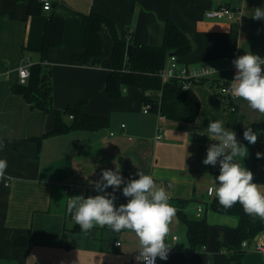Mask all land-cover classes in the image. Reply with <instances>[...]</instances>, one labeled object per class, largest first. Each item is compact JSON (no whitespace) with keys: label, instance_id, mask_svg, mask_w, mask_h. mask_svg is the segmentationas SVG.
I'll return each mask as SVG.
<instances>
[{"label":"crops","instance_id":"obj_1","mask_svg":"<svg viewBox=\"0 0 264 264\" xmlns=\"http://www.w3.org/2000/svg\"><path fill=\"white\" fill-rule=\"evenodd\" d=\"M32 1L34 12L30 10ZM49 1L52 7L45 10L42 0H0V159L7 161L5 176L0 179V264L135 261L139 250L137 236L124 235L125 245L116 248L117 235L106 226H95L102 237L95 257L85 255L73 244L81 228H76L67 213L65 185L82 186L81 191L72 192V197L105 195L111 187L98 192L94 182L100 180L103 170L116 168L125 181L120 188L129 180L138 179V172L152 175L157 186L165 188L180 209L182 206L190 215L205 216L208 220L210 236L205 249L192 252L188 238L183 241L177 234L178 240L169 243L168 258L160 259V264H236L226 262V251L219 249V242L233 240L239 219L206 207L212 197L208 187L219 184L216 177L220 165L219 161L215 166L202 161L209 146L218 143L206 135L208 123L219 120L247 148L248 156L239 162L253 173V183L264 190V156H256L258 152L264 154V114L251 109L246 101L221 92V85L230 86L237 73L233 64L236 58L245 53L264 58V19L252 18L255 8L264 9V0ZM220 5L240 8L242 17L205 16L207 10ZM91 12L112 19L119 36L124 38L128 32L134 44H161L167 19L191 35L193 50L179 56L181 65L220 66L192 87L201 103L195 121L172 120L156 111L145 112L142 92L135 87L126 88L120 99L108 96L106 79L114 49L108 25L103 24L100 29L104 51L97 61L82 63L73 58L85 47L81 15ZM52 13L65 19L64 43L53 47L46 60L52 67L54 106L64 109L85 100L86 113L109 119L103 128L44 137L55 128V115L33 108L22 94L13 91L18 69L26 65L30 75L25 85L45 99L46 92L40 86V49ZM256 124L263 128L262 138L250 144L242 130ZM159 132L163 137L157 141ZM35 138H41L39 144ZM199 206L203 208L201 212ZM175 216L180 220L178 214ZM170 228L176 234L173 226ZM259 239L264 240V233ZM247 250L250 252L244 263L264 264V257L260 261L251 254L258 252L253 245Z\"/></svg>","mask_w":264,"mask_h":264},{"label":"trees","instance_id":"obj_2","mask_svg":"<svg viewBox=\"0 0 264 264\" xmlns=\"http://www.w3.org/2000/svg\"><path fill=\"white\" fill-rule=\"evenodd\" d=\"M34 3L30 10L34 12ZM85 27V47L83 52L74 53L73 58L82 63L96 61L103 55L104 42L100 34L103 24H107L114 40V49L109 62V73L106 79V92L111 99H120L124 90L135 87L141 90L145 104H150L151 111L178 121L193 122L197 119L201 109L200 99L193 89L184 90L177 80L163 81L160 72L166 66L169 55L185 56L193 50L191 35L181 30L171 19L164 22V39L161 44L137 43L126 32V36H119L115 22L98 12L81 15ZM65 19L52 13L48 16L44 34V44L40 49L43 65L40 75V86L45 90V99L38 97L31 88L16 83L13 91L22 94L33 108L52 113L56 117V126L44 135H60L75 130H95L108 125L109 119L104 116L86 113L83 110L85 100L67 105L59 109L53 103L52 67L47 63L48 55L53 47L64 43ZM132 45L128 53V45ZM225 84V83H224ZM72 116V117H71ZM257 132L258 139L262 138V127L258 124L250 125ZM246 127L243 128V133ZM37 144L41 138L34 139ZM184 205V204H183ZM209 209L225 214L235 215L239 223L235 236L231 242H219V249L226 251V262L244 263L245 249L242 244L245 240L253 241L258 235L264 233V219L253 218L247 215L242 205L236 203L231 208H224L219 204L215 194L207 202ZM185 224L187 238L191 251L202 250L207 245L210 229L205 216L196 217L185 212L182 207L178 213ZM80 229L79 225H76Z\"/></svg>","mask_w":264,"mask_h":264},{"label":"clouds","instance_id":"obj_3","mask_svg":"<svg viewBox=\"0 0 264 264\" xmlns=\"http://www.w3.org/2000/svg\"><path fill=\"white\" fill-rule=\"evenodd\" d=\"M253 19H264V9L255 8ZM237 69L230 87L226 89L233 97L246 101L248 106L264 114V58L245 53L233 61ZM208 137L217 141L207 149L205 165L215 166L219 161L220 174L216 177L219 184L214 189L215 197L224 208H231L236 203L242 205L244 212L253 217L264 219V190L253 183V173L241 166L239 160L248 156L245 146L239 144L234 131L225 128L219 121H209ZM243 137L250 144L258 140L257 132L246 127ZM257 158L264 156L256 153ZM7 161L0 159V179L5 176ZM138 179H131L122 192L130 199L119 208L114 206L112 193L84 198L69 197L67 213L85 234L93 227L107 226L120 233L129 230L135 233L139 241V255L136 257L143 264H155L156 258L166 260L170 247L166 238L170 233V224L176 209L169 203L170 196L165 188L157 186L152 175L138 172ZM120 169L103 170L100 180L94 182L95 190L104 192L111 187L113 192L124 184Z\"/></svg>","mask_w":264,"mask_h":264},{"label":"built area","instance_id":"obj_4","mask_svg":"<svg viewBox=\"0 0 264 264\" xmlns=\"http://www.w3.org/2000/svg\"><path fill=\"white\" fill-rule=\"evenodd\" d=\"M42 2H43V7L45 10L51 9L52 4L49 0H42ZM205 16L208 18H211V19H224V18L232 19V18L242 17V10L238 7L234 8V7H231L228 5H220L216 8L207 10L205 12ZM219 67L220 66H216V65H211V66L202 65L200 67L189 68L185 65H181V63L179 61V57L176 54H171V55H169V57L167 59L166 66L161 70L160 75H161V78L163 79V81L167 82V81L177 80L184 90H188V89H191L197 81L205 80L210 75L217 72L219 70ZM29 75H30V71L26 65L19 67L17 83L25 85L27 83V79H28ZM229 87L230 86L228 84H222L221 85V92L228 94L229 92L226 91V89H228ZM150 109H151L150 104H145V109H144L145 112H149ZM232 109L235 110L236 107H233ZM162 137H163L162 134L159 132L156 136V140L157 141L161 140ZM81 188H82V186L78 185V184H66L65 190L68 194L67 200L69 197H72V192L81 191ZM122 189L123 188H119L118 190L113 192V189L109 188L107 191V193H112L115 196L114 206L116 208H119V206L122 204H126L128 202V200L130 199L129 197H125L123 195ZM214 189H215V187H213V186L208 187V194L210 196L214 195ZM169 203L176 209V214H178L179 211L181 210L180 207L177 206L176 204H174L172 202L171 198L169 200ZM198 210H199V212H201L203 210V208L201 206H199ZM69 216L71 217L70 214H69ZM106 228H108V227L106 226ZM108 229L111 230L110 228H108ZM112 232L117 235V238L114 241V245L116 248H122L125 245L124 235H126V234H134L135 235L134 232L129 231V230H122L120 233H116L114 231H112ZM178 238H179L178 235L174 234L170 228V233L166 238V244L169 246L170 241H177ZM251 245H253L257 251L264 253V240H260L259 238H256L253 241L252 240L251 241L245 240L242 244V246L245 249H249ZM205 248H206V246L203 247V249H205ZM138 255H139V250H138ZM126 263L127 264H143V261H138L136 259L135 261L131 260V261H128ZM155 264H160V258L159 257L156 258Z\"/></svg>","mask_w":264,"mask_h":264},{"label":"rangeland","instance_id":"obj_5","mask_svg":"<svg viewBox=\"0 0 264 264\" xmlns=\"http://www.w3.org/2000/svg\"><path fill=\"white\" fill-rule=\"evenodd\" d=\"M170 226L171 227L173 226L175 233L178 234L179 236H181V239L183 241H185L187 239L186 227L180 222V220L178 219L177 216H174ZM95 229L96 228L94 227L90 232H88L86 234L82 231H80L79 233L76 232V234L74 236V240H73V244L76 245V247L84 250V252H85L84 254L91 257V258L95 257V252L97 249H100V244L102 242L101 241L102 237L100 236V233H98L97 230H95ZM130 236H131V238H134L136 235L131 234ZM247 252L249 253L250 250H247L245 255H247ZM251 254H254L255 257H258L260 259V261L263 260L264 254L262 252L259 253V251H258L257 253L255 252V253H251Z\"/></svg>","mask_w":264,"mask_h":264},{"label":"water","instance_id":"obj_6","mask_svg":"<svg viewBox=\"0 0 264 264\" xmlns=\"http://www.w3.org/2000/svg\"><path fill=\"white\" fill-rule=\"evenodd\" d=\"M131 49H132V45H131V44H129V45H128V53H130V52H131ZM256 238H259V235H258Z\"/></svg>","mask_w":264,"mask_h":264}]
</instances>
